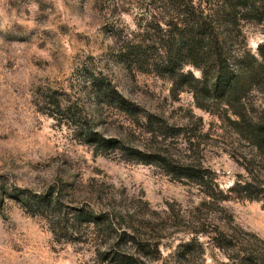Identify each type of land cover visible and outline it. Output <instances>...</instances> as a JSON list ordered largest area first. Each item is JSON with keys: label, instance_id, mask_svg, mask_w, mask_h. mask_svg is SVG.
Listing matches in <instances>:
<instances>
[{"label": "rangeland", "instance_id": "1", "mask_svg": "<svg viewBox=\"0 0 264 264\" xmlns=\"http://www.w3.org/2000/svg\"><path fill=\"white\" fill-rule=\"evenodd\" d=\"M162 5V0H0V264H116L104 260L107 236L89 240L86 229L70 227L63 215L54 233L51 212L49 217L26 212L14 198L15 186L62 191L63 214L89 203L101 207L99 197L133 209L143 245L120 247L141 254V264H230L205 235L199 236L203 254L178 259L194 223L207 229L235 225L264 239L261 201L230 195L219 202L221 208L201 206L207 197L195 184L175 180L156 165L124 160L118 150L96 153L83 142L82 131L92 127L109 137H126L131 147L156 148L145 132L155 114L179 132L167 147L180 158L203 162L222 190L228 192L245 175L240 161L249 147L227 122L197 107L191 92L175 99L167 77L131 72L115 56L125 38L153 36L147 25L151 13L160 18ZM239 39L256 53L264 43V24L243 22ZM93 74L113 83L138 116L98 107L85 94ZM261 97L255 94L258 101ZM57 99L72 102V109L57 108ZM161 222L167 228L156 259Z\"/></svg>", "mask_w": 264, "mask_h": 264}, {"label": "trees", "instance_id": "2", "mask_svg": "<svg viewBox=\"0 0 264 264\" xmlns=\"http://www.w3.org/2000/svg\"><path fill=\"white\" fill-rule=\"evenodd\" d=\"M162 2L164 11L159 13L160 18L157 13H151L153 20L147 25L153 30V36L142 41L125 38L115 56L131 72H152L167 77L175 99L184 91L191 92L197 107L227 122L249 147V154L241 157L243 161L234 156L243 166L245 175H239L228 192L222 190L216 173L203 162L195 163L190 156L180 158L167 147V140L179 132H173L172 128L176 127H169L165 118L155 114H152L155 120L149 117L145 132L152 137L151 142L156 148L154 145L148 149L131 147L126 137H109L92 127L82 131L83 142L93 146L96 153L118 150L124 160L156 165L175 180L195 184L207 197L201 206L216 204L221 208L219 202L234 195L261 201L264 207V43H260L254 53L239 39L243 22L264 24V0ZM187 66L199 70L200 75L186 70ZM88 82L85 94L92 96L98 107L109 106L128 116H138L132 102L113 83H106L105 77L93 74ZM256 93L262 96L260 101L255 99ZM55 105L65 111L73 107L72 102L63 103L58 99ZM198 119L203 120L201 116ZM14 192V198L26 212L46 217L51 212L54 233H57L56 225H60L62 215L67 216L70 227L77 225L87 230L85 238H109L102 243L108 245L102 252L106 255L104 260L110 259L116 264L142 263L141 254L138 257L120 247L143 245L136 233L133 209L119 207L113 200L103 203L104 199L99 197L101 207L89 203L63 214L62 191L49 187L40 193L15 186ZM166 224L161 222L157 231L156 227H151L157 234L156 259L159 255L157 245L165 237L161 231L166 230ZM194 224L189 231L190 240L177 252L179 260H185L197 251L203 254L199 236L205 235L224 252L230 264H264V239L255 233L235 225L229 230L219 224L211 229L205 228V223L200 227ZM241 232L245 236L241 237Z\"/></svg>", "mask_w": 264, "mask_h": 264}]
</instances>
